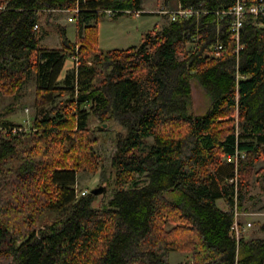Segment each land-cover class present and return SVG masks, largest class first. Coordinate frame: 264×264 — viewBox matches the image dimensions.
<instances>
[{
	"label": "trees",
	"instance_id": "1",
	"mask_svg": "<svg viewBox=\"0 0 264 264\" xmlns=\"http://www.w3.org/2000/svg\"><path fill=\"white\" fill-rule=\"evenodd\" d=\"M236 1L164 0V16L195 12L101 49L99 21L143 0H0V93L33 79L36 107L28 128L0 117V264H171L172 251L189 253L176 264H264V237L233 230L236 169L240 211L254 181L264 192V16H244L238 47ZM92 119L121 127L97 208L77 189L78 171L102 164Z\"/></svg>",
	"mask_w": 264,
	"mask_h": 264
},
{
	"label": "rangeland",
	"instance_id": "2",
	"mask_svg": "<svg viewBox=\"0 0 264 264\" xmlns=\"http://www.w3.org/2000/svg\"><path fill=\"white\" fill-rule=\"evenodd\" d=\"M164 0H143L145 11L152 12H161V8L163 6ZM103 18H106L104 16ZM106 19H109L106 18ZM168 19L167 16L161 17L160 21L162 24L166 22ZM102 20V19H101ZM119 22L121 18H116ZM73 19L69 13H66L61 16L59 22L69 25L70 32L74 34L72 28L74 26ZM118 22H114L116 25ZM72 23V24H71ZM106 30L108 28V35H111L115 32V28H111V26L106 25ZM115 27V26H113ZM140 40V39H139ZM47 42L51 44H55L58 42V38L56 36H51L47 40ZM194 104L196 107H200L205 100V95L202 90L196 88L194 89ZM35 82L33 79L29 80L26 85L21 89L18 96L14 97L12 95H4L0 93V117L5 118L13 123L22 125L23 127L31 126L32 119L36 113L35 107ZM199 112H202L199 110ZM99 127V130L93 136L96 139V143L94 145L95 151L100 156L102 164L100 167L92 171L88 167L82 168L77 173V189L79 194L81 191H86V193L90 192L91 189L97 188L99 186H105L106 190L99 195H96V199L93 203L95 208L103 206V204L107 203L113 194L114 186L111 184L109 188H107V183L103 181V178L109 179V181L113 182V173L109 167L111 157L115 151V130H121V127L118 125H112L109 122H100L99 120L92 119L91 127ZM115 129V130H114ZM152 142V138L148 139V143ZM260 165L264 166V160L260 163ZM105 167V174H102L103 168ZM141 183L146 182V178L141 176L139 178ZM250 192L254 195L255 205H251L247 200L244 203V209L250 212H258V216L250 217L249 221H251V225H247V219L242 221V226L244 230L240 234L245 236L247 239L260 236L264 237V233L260 231L259 223L264 221V192L260 189V186L255 181L252 184ZM255 193V194H254ZM81 195V194H80ZM259 195L260 197H257ZM219 207L223 208L226 206L225 201L223 199H219L217 201ZM45 217H42L41 220H44ZM189 259V253L183 251H172L170 253V263L176 264L178 262H185Z\"/></svg>",
	"mask_w": 264,
	"mask_h": 264
},
{
	"label": "crops",
	"instance_id": "3",
	"mask_svg": "<svg viewBox=\"0 0 264 264\" xmlns=\"http://www.w3.org/2000/svg\"><path fill=\"white\" fill-rule=\"evenodd\" d=\"M162 15L163 14L161 12H152V11L144 10L143 12H136L133 15L120 16L121 20L118 22L116 19L112 18L111 15L107 13L106 18L109 17V19L102 18V20L99 21V46L100 48L101 49H126L131 46L139 45L142 41V37L144 33L154 29L156 26L162 27L165 23H167L171 19V16L169 15L166 22L162 24L160 21ZM73 22L74 21H72V23ZM114 22H118V23L116 25H113L115 24ZM73 24L74 26L72 28V31L74 32V34L70 32L69 25H67V31H68L69 39L72 41H75L77 38V34H76L77 32H76L75 23ZM106 25L111 26V28H115V32L112 33L111 35H108V28L106 30V27H104ZM73 66H74V60L72 58L67 59L64 70L62 72V76L65 74L66 70L72 68ZM261 162L262 161H260L257 164V166L264 168L263 165H260ZM250 194H253V193L249 192L245 201L247 200L249 203H251V205H255L256 197ZM257 197H260V196L257 195ZM222 209H226V206L223 207ZM243 212H245L246 214L240 216L239 219H240L241 224H242L243 219L244 220L247 219L248 220L247 222H251L249 221V219H251L250 217L260 215L258 214V212L253 213L245 209L243 210ZM251 238H248V239H251Z\"/></svg>",
	"mask_w": 264,
	"mask_h": 264
},
{
	"label": "built area",
	"instance_id": "4",
	"mask_svg": "<svg viewBox=\"0 0 264 264\" xmlns=\"http://www.w3.org/2000/svg\"><path fill=\"white\" fill-rule=\"evenodd\" d=\"M162 12V11H161ZM166 13H169L171 15V19H176V16H182V17H189L192 15L195 11L192 9H180L178 11H163ZM229 13H233L235 15V21L232 24V32H233V38L236 40L238 47L240 43V35H241V27L243 25L244 16L246 14H254L255 16L263 15L264 16V1L259 0L257 2H254L250 5H247V0H237L236 4L228 11ZM108 14L110 15V11H108ZM221 48L220 45L216 47V51L214 52L215 55H219V49ZM213 53V52H212ZM211 55V53H209ZM245 153L242 151H239L238 149L235 151L233 155H228V159L230 161H233L237 167L239 158H244ZM235 186H236V198H235V206H234V212H235V221L233 225V230L235 233V236L237 239L240 237V234L244 230V227L240 224V216L245 215L246 213L243 211H240L238 209V200H237V169H236V176L233 179ZM86 191H81V195L85 194ZM248 226L251 225V222L247 223Z\"/></svg>",
	"mask_w": 264,
	"mask_h": 264
},
{
	"label": "water",
	"instance_id": "5",
	"mask_svg": "<svg viewBox=\"0 0 264 264\" xmlns=\"http://www.w3.org/2000/svg\"><path fill=\"white\" fill-rule=\"evenodd\" d=\"M106 190L105 186H99L97 188L91 189L90 193L94 195L102 194Z\"/></svg>",
	"mask_w": 264,
	"mask_h": 264
}]
</instances>
